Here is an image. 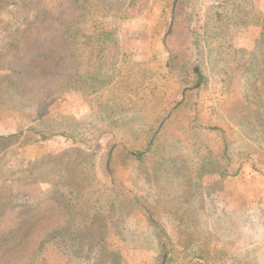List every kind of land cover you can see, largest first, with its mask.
<instances>
[{"label": "rangeland", "instance_id": "1", "mask_svg": "<svg viewBox=\"0 0 264 264\" xmlns=\"http://www.w3.org/2000/svg\"><path fill=\"white\" fill-rule=\"evenodd\" d=\"M80 1L0 0V135L18 133L0 139V235H13L7 242L0 239V264H163L160 231L169 264H264V104L258 125L253 119L239 122L229 111L230 103L223 101L228 60L242 57L235 49L253 50L262 43L264 55L263 26L233 24L237 18L226 21L233 2L242 0H179L171 33L166 31L170 14L164 6L171 0H136L124 17H102L103 6L114 8L117 0H88L98 3L93 10L101 16L100 24L115 29L125 53L117 85L100 90L94 101L76 88L64 89L68 65L36 78L27 77L24 69L47 49H59ZM128 1L122 0L125 6ZM242 5L240 16L245 11L264 14V0H244ZM87 17L85 32L91 26ZM16 31L13 46L10 35ZM207 41L212 46L229 41L232 48L220 57L202 50ZM197 65L207 80L201 104L206 128L197 137L178 130L168 133L166 168L181 154L192 163L209 151L222 153L226 142L229 173L243 160L251 177L206 176L207 187L217 184L222 190L210 196L203 190L189 203L184 195L191 199V194L181 178L157 166L162 164L159 156L109 167L113 148L131 133L124 130L125 123L119 129L110 119L146 103L154 81L171 90L176 103L182 85L178 77L198 70ZM141 121L138 117L135 122L143 129ZM39 133L56 135L42 143L36 140ZM78 178L89 186L88 195L77 191L76 184H82ZM122 188L157 211L161 228L151 225L147 209L124 211L118 229L108 225L104 232L100 218L89 225L88 212L101 211L96 205L105 203L102 198H117L120 205L126 198L119 193ZM61 193L70 200L68 208ZM43 209L47 216L29 227L25 219L41 217ZM26 229L29 234L23 238Z\"/></svg>", "mask_w": 264, "mask_h": 264}, {"label": "trees", "instance_id": "2", "mask_svg": "<svg viewBox=\"0 0 264 264\" xmlns=\"http://www.w3.org/2000/svg\"><path fill=\"white\" fill-rule=\"evenodd\" d=\"M127 1V0H126ZM231 1V0H227ZM233 2V7L230 13H226V21H230L233 18H237L233 24H241L243 26L250 25H262L264 28V14L257 12H247L244 15H239L243 11L242 2ZM222 3H224L222 1ZM221 3V4H222ZM136 5V0H129L127 5H124L122 0H117L114 8H106L103 6L102 17H108L110 15L115 17H124L130 13L127 11L128 8ZM225 5V4H224ZM134 6V7H135ZM165 8L169 9V17L166 20V31L171 33L174 28V23L178 16L179 0L168 1ZM98 7V3L92 1L83 0L78 2L77 10L73 15V21L70 26H65L63 31V37L60 40L59 49H47L45 52L39 54L33 61L26 64L25 71L27 77L36 78L39 75H51L59 67L68 65L71 68V73L66 76V82L63 83L64 89L76 88L80 90V93L84 96H92L94 101H97L100 97L98 92L108 87L113 88L119 81V74L121 68L124 66L125 53L120 51V42L116 34H113L114 28H106L103 23L100 24L101 16L97 15L93 9ZM124 7L123 10H121ZM227 5L225 6V9ZM129 13V14H128ZM88 15L87 20L91 23L89 32H85L83 29L85 26L84 15ZM230 14V15H229ZM250 15V17H246ZM98 18H95V17ZM75 25V26H74ZM219 26L223 29V22L219 21ZM19 31L10 35L13 46L15 45L14 38ZM116 32V31H115ZM208 31L206 30V33ZM15 35V36H14ZM264 39V31L261 33ZM212 42L207 41V44L202 48L203 51L218 52L220 57L222 53L228 54L227 50L232 45L219 41L218 44L211 45ZM219 47H215V46ZM62 47V49H60ZM226 48V51L224 50ZM263 43L257 45L253 50L247 49H235L234 53H242V57H232L231 61L228 60V68L224 70L226 72V78L223 79L227 82L225 87L226 100L229 102L230 112L239 119V122L249 121L251 119L257 120L256 124L262 125L263 122L259 116L258 111L264 104V93L262 88L264 87V55H262ZM170 54V53H169ZM170 56V55H169ZM171 57V56H170ZM171 59L168 61V68L172 77H174V66L171 63ZM140 64V65H147ZM198 70H194L191 74H187L180 79V99L176 103H172L169 92L171 90L160 89L158 85L159 81H154L152 84L151 91L148 96L144 97L146 103L143 105H135L131 107L129 113H120L117 117L114 116V120L110 119L111 122L116 125L119 129L125 123V131L131 132L129 135H125L118 145H116L111 152L110 168L122 164L123 162L135 161L144 162L147 159L155 156L161 158L162 164H158V167L165 169L167 162L166 156L163 154L166 152L167 141L166 138L168 133L171 131H184L186 137H197L200 136L206 126L203 124L204 116L202 115L201 104L203 102V94L206 85V77L203 74L201 66L197 65ZM55 74V73H54ZM4 77H9L5 75ZM117 77V78H116ZM177 77V76H175ZM71 79V81H69ZM13 81V80H11ZM223 81V82H224ZM151 84V83H150ZM226 84V83H225ZM17 83L14 84V87ZM89 88V89H88ZM224 90V89H223ZM102 93V92H101ZM100 106V105H99ZM102 106V105H101ZM144 112V113H142ZM128 117V118H127ZM138 117L141 118L144 128L138 126L135 121ZM121 118H127L123 120ZM127 126L128 129H127ZM212 128L219 129L222 132V128L213 126ZM18 133H12L4 136L0 135V139H7L10 137L17 136ZM56 135V134H55ZM53 135H45L39 133L37 141L47 142L54 138ZM224 151L213 152L209 151L204 157H200L197 160H192L190 163L181 154L178 157L171 158V164L166 171L170 175H174L176 178H181L183 187L188 194H191V199L184 195V202L192 203L193 196H200L203 190H209L208 196L211 192L222 190L217 184H209L208 187L204 183L206 176L219 177L222 180L228 178L238 177L246 178L248 175L251 177V171H247L244 168V161H240L236 171L229 173V165H231V159L228 154V144L223 143ZM178 158V159H177ZM255 173H259V169L255 164L252 165ZM155 170L157 169L156 167ZM87 167H85V170ZM257 174H255L256 176ZM254 176V175H253ZM252 176V177H253ZM82 184L77 183V191L82 194H89V186L83 185V179L78 178ZM119 193H124L125 197L120 202V205H116V199L110 200L109 198H102L105 203L96 205L101 208V211H90L88 212L89 225L91 226L98 218L103 226V230L108 228L118 229L119 228V217L123 219V212L126 215L135 211L147 209V219L158 228H161L160 224L156 222L158 219L157 211L151 209L148 205L143 206L139 201V198L132 194L129 190L122 188ZM63 198H60L64 205V208L69 207V199L66 194L61 193ZM106 206V207H105ZM119 213V215H116ZM41 217L39 215H31L25 219L29 227L35 222H39L47 216V209H43ZM123 215V216H122ZM125 215V216H126ZM124 216V217H125ZM183 222V220H181ZM24 227V226H23ZM28 227V226H27ZM89 227V226H88ZM29 229L23 233V238L29 234ZM162 238V252L165 256L163 264H169L171 258L165 254V241L163 234L160 231ZM11 234L0 235L8 238L4 242H7L11 238Z\"/></svg>", "mask_w": 264, "mask_h": 264}]
</instances>
